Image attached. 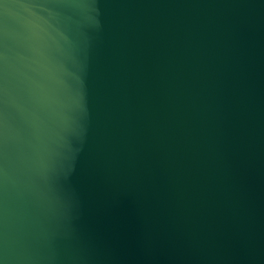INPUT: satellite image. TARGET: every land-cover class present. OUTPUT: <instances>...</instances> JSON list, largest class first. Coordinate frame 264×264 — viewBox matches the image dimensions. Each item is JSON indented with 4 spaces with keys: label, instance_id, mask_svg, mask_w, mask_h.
<instances>
[{
    "label": "water",
    "instance_id": "water-1",
    "mask_svg": "<svg viewBox=\"0 0 264 264\" xmlns=\"http://www.w3.org/2000/svg\"><path fill=\"white\" fill-rule=\"evenodd\" d=\"M0 264H264V0H0Z\"/></svg>",
    "mask_w": 264,
    "mask_h": 264
}]
</instances>
